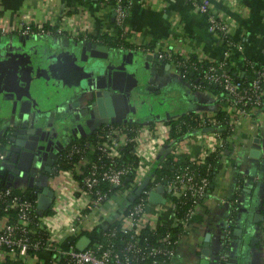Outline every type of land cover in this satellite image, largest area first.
I'll return each mask as SVG.
<instances>
[{"label": "crops", "instance_id": "obj_1", "mask_svg": "<svg viewBox=\"0 0 264 264\" xmlns=\"http://www.w3.org/2000/svg\"><path fill=\"white\" fill-rule=\"evenodd\" d=\"M208 1L211 9L224 18L231 38L240 44L232 48L229 54L234 71L243 76L247 73L248 62L264 65V0ZM68 18L72 19L71 22ZM20 22L61 24L100 36L119 35L111 5L100 0H0V27H15ZM124 29L126 46L134 48L125 51L130 54H156L162 49L183 56L212 60L226 57L224 38L211 31L207 15L193 9L187 0H133ZM20 36L14 33L12 37H0V43L7 41L22 46ZM25 44L43 45V55L40 57L41 60L45 58L43 74L50 72L58 63L53 56L56 57L59 41L54 43L52 37H29ZM145 46L151 48V52L149 48L144 49ZM111 47L123 51L117 45ZM160 60L154 82L150 84L149 81L150 87L154 88V97L159 96L162 89L173 85L182 96L181 113L215 116L222 109L234 120V127L227 139L228 146L215 165L208 191L190 218L183 221L172 200L163 192L165 200L162 197L158 202L150 200L149 210L143 215L140 226L182 227L170 264H201L204 258L209 260V264H216L222 250L225 228L233 218L227 264H264V107L255 105L243 109L233 100L222 98L212 90L196 88L189 78L183 77L175 60ZM39 76L42 77L41 74ZM65 105L62 101L57 106L49 105L48 109L59 112ZM134 116L131 123L135 125L156 123L153 116L143 120L133 119ZM178 116L168 111L162 121L167 122ZM211 132L212 129H196L172 144L171 151L175 155H182L184 159L196 158L204 162ZM161 150L162 147L138 172L142 182L147 176L151 178V171L159 161ZM82 164L79 161L72 173L59 170L50 176L48 182L54 196L46 225L59 237L60 247L65 250L75 241L77 246L78 240L87 235L85 231L94 225L107 227L113 223L129 203L127 197L117 189L103 204L92 210L87 209L80 221L77 215L83 210L86 201L79 186V168ZM9 180L16 185L14 180ZM234 197L238 199L236 207L230 202ZM70 219H74L77 225L74 231L68 227ZM234 228H241V233H234ZM35 258L37 264L54 262L49 251L39 253Z\"/></svg>", "mask_w": 264, "mask_h": 264}, {"label": "built area", "instance_id": "obj_2", "mask_svg": "<svg viewBox=\"0 0 264 264\" xmlns=\"http://www.w3.org/2000/svg\"><path fill=\"white\" fill-rule=\"evenodd\" d=\"M101 1L111 5L115 22L121 30L120 37L124 40L126 35L124 24L133 0L128 5L125 4L127 0ZM187 1L193 9L207 15L211 31L221 35L226 42V57L211 59L202 72L203 80L219 85L227 95L232 97L234 104L243 109L255 105L264 107V68L258 70V76L249 87H243L242 82L235 78L225 66V58L229 57L232 48L239 47L240 44L231 38L224 18L211 9L208 0ZM71 20L68 18L69 22ZM10 33L36 37L40 34L53 33L76 36L88 32L80 31V28L76 29L72 26L64 27L61 24L56 26L46 22L34 24L20 22L15 27H0V36ZM122 45H127L125 40ZM143 48L148 49L149 47ZM150 49H148L149 52H151ZM156 54L160 59L175 60L183 75H186L190 56L174 54L162 49ZM198 80L191 81L196 88H200ZM196 118L201 119V126L210 124L212 127L206 156L215 151L222 154L225 141L220 127L221 120L216 116L203 114H198ZM228 126L233 130V119L228 122ZM170 128L171 125L166 121L160 124L148 122L136 125L129 122H110L97 131L93 137L73 144L66 151L63 161L73 162L72 168L64 169L66 172L72 173L78 162H83L79 168V184L86 201L83 210L77 215L80 221L85 217L87 209L92 210L111 197V187H118V190L127 197L142 183V177L138 175V172L155 156L159 148H163L167 143ZM130 143H133L132 152L138 159L137 164L124 159V149ZM5 154V150H0V264H37L36 258L32 259V255L45 251L53 255L52 264H60L63 258L67 264H170L178 240L173 237L172 232L168 230L160 233L153 241L141 235L140 222L149 210L150 192L159 185H163L164 193L172 200L175 209H177L178 200H189L190 205L186 207L185 214L181 218L185 221L193 214L196 205L206 195L210 185L211 164L207 163L206 159L201 162L196 158H188L186 162L178 164L171 174L164 175L163 181L154 182L149 189L145 187L135 197V202L128 212L124 211L121 214V231L124 237L120 238L118 243L114 241V236L117 234L115 227L107 233L106 241H96L84 249L75 248L74 243H71L65 250L60 247L59 237L47 229L46 217L50 213H44L45 210L38 207L40 194L35 192L37 195L35 198L28 196L23 186L13 184L1 174ZM174 156L177 159L178 155L174 154ZM74 157L77 159L75 160ZM154 179L155 177L151 176L150 180ZM230 202L236 207L237 197L230 199ZM74 222V219H70L68 223L72 231L77 229ZM233 222L232 218L225 228L223 240H230L233 233ZM157 226L150 229H156ZM227 260V251L221 250L216 264H223V262L227 264Z\"/></svg>", "mask_w": 264, "mask_h": 264}, {"label": "flooded vegetation", "instance_id": "obj_3", "mask_svg": "<svg viewBox=\"0 0 264 264\" xmlns=\"http://www.w3.org/2000/svg\"><path fill=\"white\" fill-rule=\"evenodd\" d=\"M36 37L58 39L60 46L56 50V57L53 56L58 63L50 69V72L43 74L42 65L45 58L40 59L43 55V45L21 46L7 41L0 43V95L13 99L18 97L21 100L45 102V99L51 100L55 93L63 95L69 91L72 92L77 78L71 65L76 58H86L90 54L88 50L82 51L80 48H75V42L92 41L111 47V44L102 36L95 34L68 36L53 33L40 34ZM66 38L69 39L67 44H65ZM116 45L123 49V51L118 49L121 53L127 55L125 51L134 50L133 47ZM111 48L116 49V47ZM40 74L42 77L39 76ZM24 105L25 108H30V103H24ZM31 106L30 111L33 109V105ZM63 108L59 112L56 109H48L44 127L47 123L51 125L47 127L51 129L49 134L30 124L25 128L21 127L18 132L17 128L3 129L0 134V150L3 149L6 152L1 171L3 176L19 181L29 191L41 194L46 186L49 187L50 176L61 170L60 166L64 162L65 153L73 144L93 137L107 123L119 122L94 121L88 117L84 104H76L73 100H70ZM61 117L69 119L65 127L59 123ZM131 120L130 115L129 121L126 122L131 123ZM0 128H2L1 124ZM25 145L32 150L25 149Z\"/></svg>", "mask_w": 264, "mask_h": 264}, {"label": "water", "instance_id": "obj_4", "mask_svg": "<svg viewBox=\"0 0 264 264\" xmlns=\"http://www.w3.org/2000/svg\"><path fill=\"white\" fill-rule=\"evenodd\" d=\"M13 34L10 33L5 36L12 37ZM29 37L36 38L32 35L20 36L19 40L22 45L26 43V39ZM52 40H54V43L58 41L55 37H52ZM65 41V44H67L69 39L66 38ZM74 45L75 48H80L82 51H90L86 58H76L71 65L77 78L74 91H69L63 95L55 93L51 100L45 99V102L21 100L18 97L13 99L0 95V124L2 126L0 134L3 129L17 128L16 131L18 132L21 127L25 128L28 124L49 134L51 129L47 127L51 125L47 123L46 127H44L49 105H59L62 101L67 104L70 100H73L76 104L83 103L88 117L94 119V121H129L130 115L132 117L136 109L135 99L139 95V79L154 80L158 63L161 62L157 54L128 53L127 55L121 53L118 49L111 48L109 45H102L92 41H83L82 43L76 41ZM24 103H30V108H25ZM31 105H33L32 111H30ZM59 123L62 127H65L68 125L69 119L61 117ZM203 129H212V127ZM41 139L47 140L46 138ZM25 149L30 150L31 148L25 145ZM167 151H171V146L168 143L163 146L161 153L166 154ZM149 180L150 176H147L129 195L130 200L133 201L145 189ZM163 192V185H159L150 192L149 199L153 202H158L162 197L165 200ZM53 196L54 191L46 186L38 197V207L42 210L49 208ZM262 218L264 219L263 214ZM237 231L241 233V228H234V233ZM90 243L91 238L83 235L78 240L76 247L84 249ZM205 246L208 247V243ZM203 252L205 253L206 250ZM201 264H209V260L204 258Z\"/></svg>", "mask_w": 264, "mask_h": 264}, {"label": "trees", "instance_id": "obj_5", "mask_svg": "<svg viewBox=\"0 0 264 264\" xmlns=\"http://www.w3.org/2000/svg\"><path fill=\"white\" fill-rule=\"evenodd\" d=\"M69 1H73V0H69ZM79 1H82V0H79ZM130 3H131V0H127V2H125L126 5ZM120 33H121V30H119V35L115 37L110 36L108 34H102L101 36L111 45L123 44L124 40L121 39ZM190 58L191 60L188 65V71L186 72V75L183 77L189 78L190 81H196V79L197 80L199 79L197 83H200V89L212 90L220 94L222 98H229L232 100V97L227 95V93H225V91L219 85L214 84V83H208L205 80H203L202 72L204 68L211 62L210 61L211 59L204 58V59L199 60L196 56H190ZM225 60H226V65H225L226 68L235 76V78L239 79L242 82L243 87H249L252 81L258 76V70H261L264 68L263 64L251 62L250 64H247L246 66L247 73L241 76L239 75V73H236L234 71V68L231 67L230 56L225 58ZM263 86H264V83H263ZM215 116L216 118H219L221 120L220 127L222 128L221 132H222V136L225 141V144H224V149H225L228 146L227 137L233 132L232 128L228 126V122L231 120V118L229 114H227L226 111L222 109H220ZM196 117H198V113L196 112H189V113L183 112L179 114L178 117L170 118L169 120H167V122L171 125L170 136L167 141L169 146H172V144H174L175 142L182 139L183 137L190 134L196 129H203L207 126H210V124L201 126L200 125L201 119L198 120V118ZM132 150H134L133 143H130L124 149V152H125L124 159L127 161L135 162L137 164L138 159L135 157ZM219 156L220 154L217 151L211 152L209 155L206 156V162L211 164V176L213 174L215 165L218 162ZM174 157L175 156L172 151H167L166 154H163V153L161 154V156L159 157L158 163L153 167L151 171V175L155 177V179L149 180L146 186V189H149L153 185V183L158 180L163 181L162 177L164 175L171 174L178 164L187 161L186 159H184L182 155H179L177 159H175ZM74 158L75 160L77 159L76 157ZM72 167H73V162L72 163L63 162L62 165L60 166L61 169H69ZM126 185H128V182H126ZM117 189L118 187H111V194H114V192H116ZM26 193L28 196L32 198H35L37 196L36 193L33 191L26 190ZM130 194L131 193H129V195ZM129 195L127 196L129 203L125 209V213L128 212L131 205L135 202L134 200L133 201L130 200ZM177 202L178 204L176 206L177 207L176 210L178 212L179 217L182 218L183 215L185 214L186 207L190 205V202L189 200L185 201L184 199L178 200ZM50 211L51 209L47 208L45 209L44 213H50ZM262 222H263V230H264V219L262 220ZM121 223H122V218L119 217L107 227L94 225L90 230L85 231L86 234L91 238L90 244L92 245L96 241H104V240L106 241L108 239L107 233L115 227L117 228V234L114 236V241L118 243L119 239L124 237V233L121 231ZM181 228L182 227L180 226L173 228V227H164L162 225H158L156 229L151 230L150 228L143 227L141 235L143 237H147L148 240L153 241L155 240V237L158 234L164 233L165 231L170 230L173 234V237L178 239ZM47 235H48V231H47ZM74 246L76 248V241L74 242ZM230 248H231V242L229 240H223L222 250L227 251ZM224 263L225 262H223V264ZM60 264H67L65 258L61 259Z\"/></svg>", "mask_w": 264, "mask_h": 264}, {"label": "rangeland", "instance_id": "obj_6", "mask_svg": "<svg viewBox=\"0 0 264 264\" xmlns=\"http://www.w3.org/2000/svg\"><path fill=\"white\" fill-rule=\"evenodd\" d=\"M153 82L154 80L150 84ZM150 84L148 79H139V95L135 99L136 109L133 119L143 120L146 117L153 116L156 123L160 124L163 123L162 120L166 112L170 111L172 114H180L182 112V96L175 86L172 85L162 89L159 92L160 95L154 97V88L150 87ZM15 183L16 185L23 186L17 180ZM34 257L35 255H32V259Z\"/></svg>", "mask_w": 264, "mask_h": 264}]
</instances>
